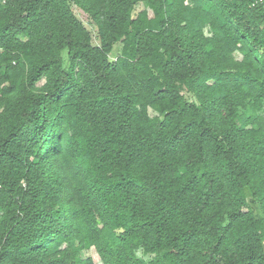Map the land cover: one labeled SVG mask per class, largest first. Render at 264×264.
Listing matches in <instances>:
<instances>
[{
  "label": "trees",
  "instance_id": "16d2710c",
  "mask_svg": "<svg viewBox=\"0 0 264 264\" xmlns=\"http://www.w3.org/2000/svg\"><path fill=\"white\" fill-rule=\"evenodd\" d=\"M0 264H264V5L0 0Z\"/></svg>",
  "mask_w": 264,
  "mask_h": 264
},
{
  "label": "rangeland",
  "instance_id": "374dc122",
  "mask_svg": "<svg viewBox=\"0 0 264 264\" xmlns=\"http://www.w3.org/2000/svg\"><path fill=\"white\" fill-rule=\"evenodd\" d=\"M142 9V6H141V4H139L137 7H136V11H139V10H141ZM74 12H75V14H76V16L83 22V24L85 25V27L88 29V30H90L92 33H93V35H94V30H95V28H94V25L91 23V21L88 19V17L86 16V15H84L83 13H81V11H79V10H77V9H74ZM92 255V257H93V260L95 261V262H97V257H96V255H94V254H91Z\"/></svg>",
  "mask_w": 264,
  "mask_h": 264
},
{
  "label": "built area",
  "instance_id": "2783aa9c",
  "mask_svg": "<svg viewBox=\"0 0 264 264\" xmlns=\"http://www.w3.org/2000/svg\"><path fill=\"white\" fill-rule=\"evenodd\" d=\"M258 4H263L264 5V0H257Z\"/></svg>",
  "mask_w": 264,
  "mask_h": 264
}]
</instances>
